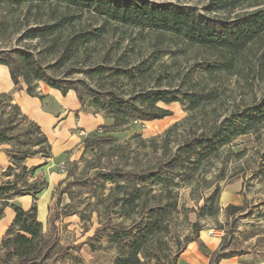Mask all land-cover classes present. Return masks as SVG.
Instances as JSON below:
<instances>
[{
  "label": "rangeland",
  "instance_id": "obj_1",
  "mask_svg": "<svg viewBox=\"0 0 264 264\" xmlns=\"http://www.w3.org/2000/svg\"><path fill=\"white\" fill-rule=\"evenodd\" d=\"M144 1L190 6L203 13L202 8L209 0ZM257 10H264V0H248L231 12L209 16L232 19ZM0 20L5 26L4 31H0V48L27 50L48 75L68 77L81 86L90 84L91 89L94 83L86 78L87 68L110 60L113 66L119 64L120 58L123 61L127 58L131 66L141 62L149 64L158 57L144 80L139 79L123 94L117 90L120 97L131 90L155 91L158 85L169 91L180 90L182 76L191 75L192 69H198L196 65L214 61L203 49L191 47L172 35L141 31L114 22L104 23L92 10L56 1L21 5L0 2ZM52 25L59 26L52 36L27 39L29 29ZM94 30H100L98 39L79 48L72 56L63 53V46L72 37ZM263 53L264 38L261 45L256 44L245 52L232 73H216L202 79V86L213 92L216 100L200 110L190 111L188 105L181 102L158 104L157 107L169 115L150 122L133 121L115 127L108 112L90 106L92 99L85 92L84 106L56 117L57 127L61 125V128H57V138L51 139V144L47 139L50 149L45 155L24 157L20 153L26 149L17 142L0 145L2 155L9 159L6 162L2 155L0 157V185L17 184V190L9 195L8 201L30 196L34 205L32 195L39 196L34 190H47L50 179H54L55 201L46 214L42 236L49 235V219L58 214L57 226L62 237L85 240L81 244H70L69 250H56L43 264H80L79 252L84 244L98 249L100 257L96 264H114L115 258L129 254L128 246L116 243V235L130 233L129 239H134L151 215L160 224L142 243L137 264H170L186 245V239L196 240V237L219 241L215 254H264V124L211 152L201 165L175 171L176 185L149 187L146 184L141 187L140 199L133 208L121 207V198L133 194L132 181L112 176L118 181L113 184L102 176L112 171L140 173L162 163L161 159L173 156L181 142L206 132L215 119L220 122L231 114L245 119L248 110L264 96V65L261 63L264 58H260ZM194 79L195 83L198 78ZM33 85V98L56 102L55 95L45 84L34 82ZM20 93L27 94L23 83L13 87L12 92L0 93V96H10L11 100L0 99L1 123L13 115L11 106H18L14 98ZM56 97L59 98V94ZM24 103L31 105L35 112L33 100L27 97ZM20 112L27 119L16 130H21L22 134L30 120ZM97 137H108L110 141L93 147L84 145L85 139ZM24 140L25 137L20 142ZM36 157L40 160L32 162ZM172 175L168 173L169 178ZM227 206L242 211L231 214L226 212ZM161 207L163 209H157ZM4 255L0 246V257ZM15 263L12 259L5 264Z\"/></svg>",
  "mask_w": 264,
  "mask_h": 264
},
{
  "label": "trees",
  "instance_id": "obj_2",
  "mask_svg": "<svg viewBox=\"0 0 264 264\" xmlns=\"http://www.w3.org/2000/svg\"><path fill=\"white\" fill-rule=\"evenodd\" d=\"M48 1L92 10L103 19L104 23L114 22L123 26L138 28L141 31L149 30L160 35H172L191 47L203 49L206 54L214 59L212 63L206 62L203 66L196 65L195 67L198 69H192V72L189 73L191 75L182 76L180 90L169 91L161 89L158 85L155 91L150 92L129 89L132 92H127L125 97H120L117 90L123 94L130 85H135L139 79L144 80L158 57H155V61H151L149 64L141 62L131 66L127 62V58L125 61L120 58L119 64L116 63L113 66H111L113 61L110 60V62L105 61L102 65L87 68L85 71L86 78L94 83L91 89L90 84L84 83L81 86L78 82L70 81L68 77L55 78L48 75L40 62L27 50L0 48V66L7 68L14 87L23 83L26 86L27 95L34 97L35 86L33 83L41 82L50 89L59 91L63 96L72 91L81 106L85 104L84 93L86 92L92 99L90 106L98 111L108 112L115 127H122L133 121L150 122L169 115L168 112L157 107L158 104L170 105L181 102L188 105L190 111H197L213 103L216 100L215 95L202 86V79L212 77L216 73H232L236 62L241 61L245 52L256 44L261 45L264 38V10H257L232 19H219L209 16L214 13L231 12L248 0H209L207 5L202 8L203 13H199L196 8L190 6L155 4L144 0L113 3L108 0H0V2H8L14 5ZM4 28V21L0 20V31H4ZM58 29L59 26L57 25L29 29L26 37L29 40L45 39L56 33ZM99 32L100 30H94L72 37L63 46V53L66 56L74 55V52L79 48H84L91 41L98 39ZM260 58H264V53ZM259 61L261 60L259 59ZM261 63L263 66L264 61ZM194 78H198L195 83L193 82ZM124 81H126L125 84ZM184 87H186L185 90H183ZM0 99L11 101L10 96L6 94H2ZM11 109L13 115H9L2 123L0 120V145L17 142L26 149L20 153L24 157L45 155L50 146L40 128L35 123L28 121V128L24 130L25 133L21 134V130L16 131L18 127L26 123L27 119L21 114L18 106L13 105ZM2 116L3 111L0 112V119ZM263 124L264 96L248 110L245 119L234 114L223 118L220 122L215 119L206 132L184 140L178 145L173 156L167 160L161 159L162 163L150 169L140 173L134 171L116 173L112 171L102 176L105 181L113 184H117L118 181L114 180L112 176L132 181L133 194H125L126 196L121 198V207L133 208L140 199L143 189L141 187L146 184L149 187L176 185L174 180L178 176H174L176 175L174 174L175 171L189 170L187 168L189 165L193 167L201 165L211 152H216L221 147L230 144L236 137L255 131ZM170 131L171 129L168 132ZM23 137H25L24 142H20ZM107 141H110L108 137L87 138L84 140V145L93 147L107 143ZM13 157L15 160L17 159V156ZM168 173L173 175L169 178ZM139 185L140 187H138ZM16 190V183L0 185V219L6 207H9L14 213V219L0 244L5 251L4 258L0 257V264H5L12 259L16 260L15 264H43L56 250L59 252L69 250L70 246L59 245V229L56 223L59 215L54 214L49 219L50 233L47 237H43L41 234L42 224L37 219L35 203L26 211L18 205L8 203L9 195H13ZM41 192L42 190H34L33 193L40 194ZM37 196L32 195L34 202L37 201ZM157 209H163V207ZM225 210L231 214L242 211L241 208L232 206H227ZM159 224L160 221L156 222L151 215L144 228L140 230V234L134 239H129L132 235L130 233L122 232V234L116 235L118 238L116 243L120 242L128 246L129 254L123 258H115L114 264L139 263L137 255L142 243L147 240ZM194 241H196L195 238H188L186 245ZM90 250L95 252L98 249L90 247ZM238 255L243 254H214L210 264H217L219 259ZM177 256L171 260L170 264H175Z\"/></svg>",
  "mask_w": 264,
  "mask_h": 264
},
{
  "label": "crops",
  "instance_id": "obj_3",
  "mask_svg": "<svg viewBox=\"0 0 264 264\" xmlns=\"http://www.w3.org/2000/svg\"><path fill=\"white\" fill-rule=\"evenodd\" d=\"M13 87L14 85L10 80L7 68L0 66V93L12 92ZM47 88L55 95L53 97V100L56 101L55 103L51 102L49 99H43L40 101L39 99L30 97L24 93L17 94V96L14 98V101L22 113H24L30 121L35 123L40 128L51 144V139L54 140L57 138L56 131H59L57 128H61V125L57 127L56 117L60 116V114H65V112L67 113L69 111H76L79 107H81V105L79 104L78 99L73 92L67 93L65 96H63L59 91L50 89L49 87ZM57 94H59V98L56 97ZM27 97L35 102V108L37 109H35V112L31 105L24 103V100ZM68 127H70V121L68 122ZM1 155L2 151L0 150V157ZM2 158L5 159L6 162L9 160L4 156ZM35 159H37V161L40 160V158L36 157L34 160H32V162H35ZM0 167L2 168V165ZM52 181L50 179L48 189L40 193L37 201L35 202L37 207L38 221H40L42 224V233L46 229V214L48 213V210L50 211V208L53 206L55 201V195H53L55 181L54 179ZM8 203L18 205L25 211L30 209L32 206L30 196H23L12 201L10 200ZM13 219V211L9 207H6L4 209L2 218L0 219V241L3 239V236L5 235ZM46 231H48V229ZM62 236L63 235H61L60 230V246H69L70 244L77 245L85 241L84 239L75 241L73 239L71 240V236H67L66 238ZM218 246L219 241H216L213 238L206 240L203 239V237H200L196 239V241L185 246L184 250L178 254L175 264H210L211 257L218 251ZM99 257V252H92L87 245L80 247L78 257L81 260L80 264H96V261L99 259ZM217 264H264V254L247 253L243 255L222 258L218 260Z\"/></svg>",
  "mask_w": 264,
  "mask_h": 264
},
{
  "label": "built area",
  "instance_id": "obj_4",
  "mask_svg": "<svg viewBox=\"0 0 264 264\" xmlns=\"http://www.w3.org/2000/svg\"><path fill=\"white\" fill-rule=\"evenodd\" d=\"M80 135H83V132H81Z\"/></svg>",
  "mask_w": 264,
  "mask_h": 264
}]
</instances>
